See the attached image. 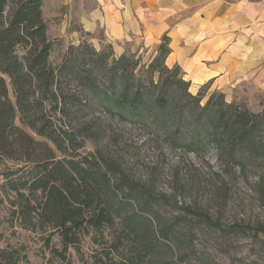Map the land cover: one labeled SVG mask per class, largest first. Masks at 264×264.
<instances>
[{
  "label": "trees",
  "instance_id": "16d2710c",
  "mask_svg": "<svg viewBox=\"0 0 264 264\" xmlns=\"http://www.w3.org/2000/svg\"><path fill=\"white\" fill-rule=\"evenodd\" d=\"M41 6L42 0H0V188L14 194L12 218L45 233L43 245L63 258L82 235L108 231L102 264H186L193 238L207 228L223 232L219 221L195 204L178 205L176 196L172 201L155 192L151 181L130 176L100 150L82 153L91 134L72 113L84 97V104L161 136L169 148L197 152L212 145L218 158L234 161L245 174L264 163V111L227 103L218 91L202 104L209 83L195 95L188 91L180 68L165 64L166 35L139 67L140 57L124 52L109 61L111 53L86 41L67 44L52 66L54 41ZM255 182L264 203L262 172ZM257 226L264 234V221ZM23 260L19 251L0 247V264Z\"/></svg>",
  "mask_w": 264,
  "mask_h": 264
},
{
  "label": "rangeland",
  "instance_id": "374dc122",
  "mask_svg": "<svg viewBox=\"0 0 264 264\" xmlns=\"http://www.w3.org/2000/svg\"><path fill=\"white\" fill-rule=\"evenodd\" d=\"M48 38L54 41L49 56V63L53 66L60 62L71 39L58 41L54 30L50 31ZM81 41L96 50L102 48L105 53H111L109 61L124 52L133 59L140 57L137 67L147 64L154 56L140 43H124L123 52L117 54L107 42L93 44L87 37ZM198 90L190 86L188 89L192 95ZM213 91L217 90L207 87L202 104ZM223 96L227 103L235 102L253 112L264 111V92L254 86H242L235 93L233 89ZM84 101L85 98H81L80 109L72 113L73 121L89 128L91 134V138L84 142L82 153L100 150L121 163L130 176L151 181L155 192L172 195V201L176 196L178 205L195 204L219 221L223 232L207 228L193 238L194 253L186 264H264V234L257 226L258 221H264V203L255 192V181L260 172L264 174V163L250 165L242 174L234 161L218 158L212 145L197 152L184 146L169 148L161 136L104 113L101 108L84 104ZM15 124L19 125L17 119ZM2 182L0 177V185ZM13 200V193L5 194L0 188V247L15 249L25 256L19 264H102L106 261L110 232L105 231L103 237L94 232L82 235L79 243L67 248L63 258L43 245L45 233L25 229L12 218ZM228 229L232 232H226ZM52 244L61 250L58 237H53ZM126 246L125 240L121 248Z\"/></svg>",
  "mask_w": 264,
  "mask_h": 264
},
{
  "label": "crops",
  "instance_id": "0c3cea01",
  "mask_svg": "<svg viewBox=\"0 0 264 264\" xmlns=\"http://www.w3.org/2000/svg\"><path fill=\"white\" fill-rule=\"evenodd\" d=\"M41 11L48 37H87L117 54L134 42L155 54L166 35L165 64L178 66L190 87L264 92V0H42Z\"/></svg>",
  "mask_w": 264,
  "mask_h": 264
},
{
  "label": "bare ground",
  "instance_id": "6f19581e",
  "mask_svg": "<svg viewBox=\"0 0 264 264\" xmlns=\"http://www.w3.org/2000/svg\"><path fill=\"white\" fill-rule=\"evenodd\" d=\"M190 90L193 91V88H191Z\"/></svg>",
  "mask_w": 264,
  "mask_h": 264
}]
</instances>
